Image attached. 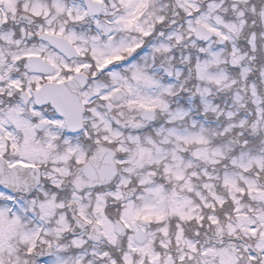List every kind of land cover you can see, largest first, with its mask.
Masks as SVG:
<instances>
[{
	"label": "snow or ice",
	"instance_id": "6c2138e0",
	"mask_svg": "<svg viewBox=\"0 0 264 264\" xmlns=\"http://www.w3.org/2000/svg\"><path fill=\"white\" fill-rule=\"evenodd\" d=\"M0 264H264V0H0Z\"/></svg>",
	"mask_w": 264,
	"mask_h": 264
}]
</instances>
